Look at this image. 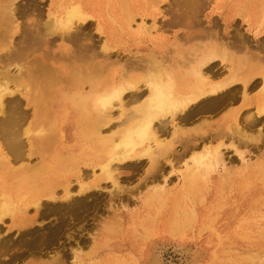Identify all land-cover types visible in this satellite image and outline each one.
<instances>
[{"label": "bare ground", "instance_id": "1", "mask_svg": "<svg viewBox=\"0 0 264 264\" xmlns=\"http://www.w3.org/2000/svg\"><path fill=\"white\" fill-rule=\"evenodd\" d=\"M17 1L0 0V30L3 38H0L2 39L0 50L4 49L6 52V56L2 54L6 59L0 57V62L1 58L6 61L5 66H0V128L13 130L7 131L13 138L6 148L10 152L9 155H14V162L19 164L18 167L23 169L26 161L30 159V156L22 155L23 145L19 138L29 140L30 136L46 153L47 163L23 178H16L11 188L4 185V177L0 176V224L8 220L7 218H14L20 214L24 216L23 222L27 221L31 225L43 222L48 216L41 211L42 198L45 196L53 201L62 200L67 205L72 203L71 207L79 205L80 201L77 202L75 197L86 194L90 189L88 177H83L78 168L80 162L89 161L93 172L98 171L95 185H90L94 186L93 189L99 188L101 182H108L117 189L119 186L117 167L130 160L140 161L141 158H147L155 172L146 175L136 174L130 181L126 179L129 182L128 195L111 197L105 202L110 203L109 209L117 205L125 210L123 227L118 223L113 228H107L106 232L119 239L118 241H125L129 247L126 250L117 249L111 255L87 262L80 257L79 249H74L70 264H142L149 243L154 245L158 239H171L185 244V237L189 233L195 237V244L205 242V247L209 249L215 238L220 239L219 233L212 229L219 216L210 217L204 214L200 206L204 205L209 195L213 175L221 173L225 176L217 184V195H222L227 187L230 193L235 188L240 191L248 190L251 178L253 184L257 181L263 183L264 142L260 146H254L255 153L252 154H249L247 148L239 150L232 142L224 144L219 141L211 144L208 140L197 138L194 142L188 139L185 151L178 155L180 153H173L172 144L177 133L178 138L195 118L203 114L228 110L236 101L242 107H247L253 102L255 114L264 117V55L255 54L253 57L255 62L245 55L234 57L229 52L231 46L227 41L215 37L213 43L203 46V50L195 48L198 55L192 60L191 56L181 61L174 60L175 53L171 58L159 57L164 40L156 35L159 33L156 20L162 12L163 5L169 0H49L50 10L46 17L43 19L42 12L37 13L41 17L37 21L38 27L44 37L56 36L61 42L76 44L83 48L86 54L82 55V58H74L76 61L81 60L82 64L79 67H71L70 73L65 74L53 64L57 60L71 59L70 53L66 55L62 52L63 54L57 56L50 54L51 46L46 48L49 50L45 49L39 54V58L34 60L33 69H29L30 60L22 62L21 56L24 57L22 49L12 45L21 14L16 5ZM218 5L229 19L238 16L240 22H245L246 29L264 32V0H221ZM199 8L201 9L200 6ZM37 22L35 20L33 24ZM89 24L94 26V31L99 36L100 45L95 44L96 48L83 44L86 38L81 36L84 39L80 40L72 32L77 30L80 32L79 29ZM23 28L27 29V26ZM20 31L24 30L21 28ZM236 34L234 35L237 38L236 43L241 51H246L250 47L264 53V47L258 45L260 43L245 37V34ZM127 36L136 39L139 36L149 37L153 39V49L145 58L135 57L133 60L135 64L126 71L122 68L124 70L122 71L118 64L126 62H120L122 60L119 61L117 58L119 48ZM184 38L188 41V37ZM23 41L24 39L18 40V44L22 42L23 46ZM43 43L41 41L42 45ZM47 43L46 41L44 45ZM38 45L37 48L43 47ZM75 47H72L73 50ZM38 51L40 50H37V53ZM215 62H220L228 68L226 75L215 74L211 70L210 66ZM62 83L66 84L64 89L61 87ZM57 93L61 110L56 115L52 114L50 107ZM16 95L28 96L36 112H39L41 122L34 130L31 129L27 114L17 111L14 102H7V99ZM67 107L75 115V120L72 121L74 135L81 143L78 152H71L61 158L59 153L54 151L63 144V132L59 130V126L67 120L63 114ZM126 107L130 110L128 115L121 121L118 120L117 124H113L115 112L122 116ZM14 113L19 118L18 123L17 118H13ZM242 116L243 114L237 113L232 118L235 132L240 137L258 142L262 132L259 122H244ZM165 120L170 124L169 131L162 129L160 124L162 121L166 122ZM4 140L7 142L9 139ZM229 149L238 157V163L227 161L224 157L225 151ZM4 155L0 147V162L5 159ZM175 159L178 160L175 167L179 177L176 176L177 179L172 180L175 169L172 162ZM259 159H262V162H259ZM166 163H171L172 167L169 170L165 167ZM25 167L24 170L27 169ZM9 169L3 168L5 175ZM73 171L76 175V183L73 182L76 189L72 190V183L70 184L72 179L62 185L61 197L56 192L58 188L50 189L53 176L67 180ZM178 179L179 188L173 192ZM141 197H143L141 211H133ZM92 207V204L91 208L84 207V214L88 210L91 211ZM81 218L82 216L79 219ZM237 218L238 213L229 214L225 227L229 228L230 223ZM243 222H238L237 228H244ZM227 237L229 238V235ZM59 239L60 236L56 237L48 247L56 248L60 243ZM256 241L258 252L245 257L244 264H264V228L259 232ZM95 245L97 249L105 247L98 243ZM5 246L6 242L0 241V249ZM57 258L50 256L47 263L53 264L52 260Z\"/></svg>", "mask_w": 264, "mask_h": 264}, {"label": "rangeland", "instance_id": "2", "mask_svg": "<svg viewBox=\"0 0 264 264\" xmlns=\"http://www.w3.org/2000/svg\"><path fill=\"white\" fill-rule=\"evenodd\" d=\"M220 1L221 0H169V2L165 3L161 12L163 16L160 14L156 20V27L159 28V33L156 35L161 36L164 40L163 49L161 50V54H158V56H166L171 58V56H173L175 53V56H173L174 60L181 61L182 59L184 60V58L186 59L188 56H191L190 58L192 60V58L194 59L198 55V51H196V53L195 48L196 50L197 48H201V50H203V46L208 43H213V39H215V37L221 38L224 42L227 41V44L231 46L229 52L234 57H241L245 55L247 58L252 59L255 62V59H253L255 54L258 56H263L264 53L260 52V50H254L255 48L249 47L247 48L248 50L241 51L237 46V38L234 35L236 33L239 35L245 34V37H248L254 42L260 43L258 45L264 47V32L252 28L249 30L246 29L244 26L245 22H240V18L238 16L230 19L226 17L224 10L220 7V5H218ZM49 2V0H18L16 2L21 14L19 17V28L13 35L12 45L14 47L16 46L15 48H18L19 46L18 49H22V55H24V57L21 56L22 62L30 60V65H28V67L30 66L29 69H33L34 60L38 59L39 54L43 53V51H45V49L48 47L52 46L49 48L50 50H46H49L50 54H55L56 56L63 54L62 52H64L66 55L70 53L69 56L71 59L57 60L53 64L65 74H69L71 67H79L82 64L81 60L76 61L74 58H82V55H85L86 53L84 54L83 48L81 49L78 45L61 42L56 36L44 37L42 31L38 27L39 24L37 21L41 19V17L38 15L39 13L42 12L43 15H41L43 19L49 13ZM33 7L36 8L34 9ZM195 8L198 9V11L201 10L199 11L200 13ZM202 8L204 11H202ZM164 10H166L167 13H165L166 11ZM28 15H30V17H27ZM35 20L37 23L33 24ZM146 22L148 23L149 20H146ZM161 22L163 26L161 25ZM158 25H161V27ZM24 26H27V29H24ZM20 27L24 31H20ZM79 30L80 32L78 30L76 32H72H74L77 35L76 37L80 40L86 38V42L83 44L87 46L90 45V47L93 48H96L98 45H100L99 36H97V33L94 31V26L92 24H89ZM1 32L2 31L0 30V38H2ZM37 34L39 36L42 35L44 38L41 36L43 38L42 39ZM81 36H84V38ZM184 36L188 37V41H186ZM2 39L0 41H2ZM22 39H24L23 44L26 46H22V42L20 45L18 44V40L20 41ZM41 41L44 42L43 45L41 44ZM46 41L48 43L44 45ZM87 42L89 44H87ZM35 44L42 45L43 47L38 45L40 48L39 49L37 48V45L35 46ZM12 45L10 47L11 49L13 48ZM21 46L26 48L23 49ZM72 47H75L74 50ZM26 49L29 51H25ZM152 49L153 39L149 37L139 36L137 39L128 36L125 37L122 45L119 48L120 51L118 52L119 55L117 54V59L119 61L122 60L120 62H126V64H118V68L122 71H124L123 69H125V71L130 69L132 65L135 64L133 61L135 60V57L145 58L148 56L149 52L152 51ZM30 50H32V52ZM37 50L40 51L37 53ZM4 51V49L0 50V57L2 58L6 56V52ZM96 51H98V49H96ZM33 52H35V54ZM2 54L4 56H2ZM117 55L112 56L116 57ZM112 56L111 58H113ZM2 58L0 66L3 67L6 64V61L3 60L6 58ZM210 68L215 74L226 75L228 71V68L223 66V64L220 62L213 63ZM61 87L64 89L66 84L62 83ZM127 97H129V95ZM9 101L15 103L14 105L15 108H17V111L19 110L27 114L28 122L31 124L32 130H34L37 125L39 126V123L41 122V118H39V112H36L33 102L29 100L28 96L16 95L10 99H7V102ZM127 107L122 116H119L117 112H115L116 114L114 113L115 118L113 120V124H117L126 115H128V112H130L128 109H130V107H128V109ZM50 108L52 114L56 115L57 112L61 110V107L59 106L58 93L57 95L55 94L53 104ZM228 110L231 111L229 112ZM228 110H222L223 112L218 111L209 115L203 114V116L200 115V117L202 116L201 118L197 117L194 119V121H191L188 126L184 128V131L182 132L183 134L180 133L181 135H179L178 138L176 136L179 133H177L175 136V143L173 142L172 144L173 153H180L178 155H181L183 151H185L188 139L190 141L193 140L194 142V139L197 140V138L208 140L211 144H215L219 141H222L224 144H229L232 142L239 150H245L247 148L246 150H248L249 154L255 153V148L253 147L256 145L260 146L264 142V117H258L255 114L256 109L253 102H250L247 107H242L236 101L233 105H231L230 108H228ZM237 113L243 114L242 118L244 122H259L262 132L258 142H256V140L253 141L251 139L240 137L235 132L234 121H232V118ZM63 114H65L67 117L65 123L59 126V130L63 132V144L58 146L54 151L59 153L61 158L66 157L71 152H78L81 143L80 139L74 135L75 132L72 121L75 120V115L73 111L67 107L65 110H63ZM14 117L17 118V122L19 118L17 115L15 116V113L13 114V118ZM163 122L164 121L160 122L162 129L169 131L170 124L167 123L168 121L164 123ZM15 129L17 128L15 127ZM7 131L12 132L13 130L8 128H0V138L2 139H0V147L5 153V159L1 161L2 163L0 162V176L4 177V185L11 188L16 178H23L27 174L33 173L39 169V166L46 164L47 155L40 148L38 142L32 138V136L29 137V140L19 138L21 144L23 145L22 155L24 157L30 156V159L29 161H26V165L29 166H24L27 169L24 170V167L23 169L18 167L19 164L14 162V155H9L10 152L6 148L8 144H11V139L13 138V136ZM185 133L186 135L184 136ZM4 138L9 140L6 142ZM54 146L55 144L52 145V147ZM224 157L227 161L230 160L235 164L238 163V157L235 156V154H233L230 149L229 151H225ZM141 159L142 160L140 161L130 160L120 164L117 167V173L119 176V186L117 189L113 188L108 182H101L99 188L95 187L96 189H93L94 186L90 185H95V176H97L98 171L96 170L93 172L92 167L89 166V161L80 162L78 168L83 174V177H88L87 182L90 184V189H88L86 194L75 197V200H79L80 204L71 207L72 203L67 205L62 200L53 201L47 199L45 196L46 198H42L43 201L41 204V211L42 213H46L48 216L43 222L31 225L27 221L23 222L22 218L24 216L21 214L16 215L14 218H7L8 220H5L0 224V241L6 242V246L3 249H0V264H48L47 261L49 262L50 260L47 258L50 256L58 257L57 259L52 260L54 261L53 264H70L72 257L71 253L74 249H79V252L81 253L80 257L84 262L95 261L101 257H105L106 255H111L115 253V250L117 249L126 250L129 246L125 241H118L119 239H116L113 235H110L106 232L107 228H113L118 223H120L123 227L126 212L123 208H119L117 205H114L115 207L109 209L111 206L110 203L108 204L105 202L111 197L127 196V186L129 184L127 181H130L131 179L133 180L136 174L146 175L150 174V172H155V170L150 166L151 163L149 160H147V158ZM177 162L178 160L175 159L172 162V165L174 167L175 165L177 166ZM259 162H262V159H259ZM30 166H32V168ZM6 167H9L10 171H8V174L5 175L3 168L5 169ZM165 167L167 170H169L172 167L171 163H166ZM74 171L72 175H69L67 180L53 176L52 180L50 181V189L56 190L58 188L56 192L59 194L58 196L61 197L62 185L69 183L71 179L72 180L70 184H73H71V187H73L72 190L76 189V186L74 185L76 183V175H74ZM173 171L174 172L171 179L175 180L179 177V174L176 170V167L173 169ZM222 177L225 176L221 175V173L213 175L209 195L207 196L204 205L200 206L204 214L209 215L210 217H216V215L219 216V219L216 220L215 224L212 226V229H215L219 233L220 239L215 238V240H213V245L209 249L205 247V242L203 244H195V237H192L193 235L190 233L185 237V244L175 242L171 239H158L154 245L149 243L142 264H244L245 257L249 255L252 256L258 252V243L256 239L259 236V232L264 228V182L261 183L260 181H257V183L253 184V179L251 178L249 179L250 187L248 190L240 191L238 188H235L234 191L230 193V189L227 187L222 195H217V184L221 181ZM179 185L180 182L178 179V184L175 186V188H173V192L179 188ZM142 199L143 197L137 201L138 206L133 211H141L140 205ZM91 204L93 209H91V211L88 210L84 214L83 208H91ZM50 213L53 214L50 215ZM232 213H238V218L233 223H230L229 228H226V220L228 219V215ZM81 216L82 218L79 219ZM240 221H244V228L242 229L237 228L238 222ZM228 235L229 238L227 237ZM59 236V245H57L56 248L50 249L48 244H50L52 240ZM67 238H70V240ZM101 239L102 241H100ZM76 243L79 246L76 245ZM95 243L105 247L97 249V245H95ZM32 251L37 253L32 254ZM49 254L52 255L49 256ZM16 258L19 259L16 260ZM49 264H52V262Z\"/></svg>", "mask_w": 264, "mask_h": 264}]
</instances>
